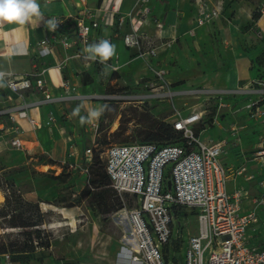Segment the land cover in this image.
I'll return each mask as SVG.
<instances>
[{"label": "built area", "instance_id": "built-area-1", "mask_svg": "<svg viewBox=\"0 0 264 264\" xmlns=\"http://www.w3.org/2000/svg\"><path fill=\"white\" fill-rule=\"evenodd\" d=\"M87 2L88 0H77L81 9L75 17L76 30L72 34L63 28L64 17L51 15L46 18H55L59 25L56 31H51L48 37L38 42L40 56L53 51L50 46L53 41H58L64 48L73 45H82L85 48L90 43L93 30L95 31L102 22L113 24L116 13L121 12L122 0H103L99 6L92 9ZM224 2L225 0L216 1L210 9L202 0H196L195 3L199 6L197 26L207 25L215 19H223L232 24V17L225 13ZM149 3L150 0H135L132 10L122 12L118 20L120 24L129 22L131 29L124 34L123 40L127 47L136 50L137 57L157 53L158 46L152 45L153 42L141 31L151 11ZM255 11L259 12L260 18L264 16V0L256 5ZM259 19L253 18L250 27L255 29L257 36L263 37L258 25ZM100 39L110 40V37H96L97 41ZM145 43L150 47L143 49ZM75 56L84 57L83 50ZM63 64L64 61L58 66ZM107 64L119 69L118 54L114 56L113 62ZM46 70L41 68L20 78L10 71L7 72L10 74L6 78L8 88L13 96L10 95L11 103L0 99V141H5L13 148L28 150L21 136L23 128L19 119H28L34 126L35 118L30 114L33 108L82 96L80 93L67 92L54 96L47 92L44 76ZM110 70L113 71L111 68ZM107 74L102 71L103 76ZM256 83L260 84L258 89L196 88L187 90L188 93L180 90L174 93L178 96H200L205 91H213L210 94L222 97L236 92L256 94L258 97L246 103V107L252 119L264 123V80L257 79ZM34 87L41 91L43 96L29 99L26 92L34 90ZM154 88L162 90L150 92ZM151 90L132 96L144 101L152 95H161L163 98L173 94L171 89L166 90L164 86H153ZM119 95H123L119 98L129 97L125 94ZM95 96L99 94H86L89 98ZM205 112L206 109L175 107L174 112L169 115L170 120L165 121L182 132L183 141L180 143H112L100 152L113 187L122 196L130 195L134 201V205L124 204L115 211L116 217L120 221L126 220L128 225L123 229L120 238L116 253L117 264H264V214L261 213L264 212V192L258 197H253L245 187L229 189L228 184L236 182L237 177L246 170V166H227L223 160L227 152L226 141L205 140L202 138V132L206 128L196 133V128L204 121ZM213 118L215 119L216 115ZM50 120H55L53 113ZM232 130V135L238 138V128L232 127ZM93 155L91 147L84 152L85 164L81 165V168L87 177L93 163ZM252 157L264 159V140ZM181 209L188 211L182 215L187 218L188 228L189 222L195 218L197 229L189 231L187 239L177 250L175 241L178 240L184 225L177 213V210ZM255 235L261 236L259 242L254 241ZM3 255L5 264H15L10 253Z\"/></svg>", "mask_w": 264, "mask_h": 264}, {"label": "rangeland", "instance_id": "rangeland-1", "mask_svg": "<svg viewBox=\"0 0 264 264\" xmlns=\"http://www.w3.org/2000/svg\"><path fill=\"white\" fill-rule=\"evenodd\" d=\"M216 1L219 0H214L215 3ZM245 1L253 11L254 17L256 5L261 0ZM202 2L212 8L211 0ZM228 2L229 0H225L224 5L226 6ZM260 26L263 29V37L257 36L253 31L250 33L247 26L244 28L249 34L242 37L244 41L247 40L245 49L259 50V53L250 57L251 76L235 87L221 86L219 83H213V77L204 76L197 70L194 72L190 67L196 66L197 60L186 58L184 53L179 55L183 49L181 43L166 46L167 50L163 53L159 51L155 55H139L133 62L125 64L124 69L119 67L118 71H112L110 75L109 72L106 76L100 75L97 82L105 86L104 92L97 93L99 96L94 98L86 97V94L90 93H80L82 96L69 100L78 103L93 99L99 101V104H107L110 109L93 124L81 126L78 120L75 124L77 128L73 125V129L79 131L81 135L78 141L76 138L73 139L74 145L81 146L82 149L77 160L72 158L67 163L64 161L65 158V160L70 158L67 152L69 147L66 151L64 149L65 154L62 151L44 153L37 151L36 148L31 151L13 148L5 141H0V192L4 196L1 189L5 187L6 182L13 183L14 188L22 192L25 198L47 203L40 204L43 211L49 212L43 228L51 234V244L49 247H38L26 264H117L116 253L120 246V238L123 229L128 225L126 220L120 221L116 217L114 209L117 207L118 199L122 205L127 206L134 205V201L130 195H116V189L110 181L104 186L91 184L90 193L82 192L91 176L89 173L87 177L81 168V165L85 164L84 152L88 147L92 148L93 154H97L112 143L143 142L146 137L143 130L147 129L153 120H170L169 115L174 112L176 106L183 109H206L201 126L213 129L220 127L218 137L232 135L234 133L232 127H237L238 138L242 141L231 140V146L235 148L242 150V147L259 146L261 138L258 136L261 135L262 139L264 137V123L257 124L258 122L250 117L246 107V103L258 97L256 94L236 92L222 97L210 94L213 91H205L200 96H191L194 94L178 96L174 92L180 90L188 93L186 91L190 89L208 87H212L213 90L258 89L260 84L256 83V80H264V16ZM214 35V39L221 43L222 38L217 33ZM149 47L147 43L143 44V49ZM180 64L189 66L185 67L188 76L175 75V67ZM193 72L194 75L190 76ZM153 86H164L166 90L171 89L173 94L163 98L161 95H152L144 101L132 96L138 95L137 93L141 91L149 92ZM101 94H125L129 97H101ZM80 115H87V112L83 110ZM215 115L214 119L212 116ZM65 120L62 118V121ZM213 129L207 130L204 134L216 137L217 131ZM235 159H239L237 164L244 162L241 155L235 156L233 152L226 157L229 163ZM249 164L248 173L252 177L248 180L240 178L239 182L249 190L251 196L258 197L264 190V165L253 161H249ZM59 166L61 168H58ZM37 195L43 198L36 199ZM4 199L5 197L0 201V207ZM187 213L188 211L184 209L180 214L184 222L178 237L180 245L187 239L189 231L197 229L195 218L189 222L188 228L187 218L182 216ZM20 231L21 228L0 227V234L11 232L12 235H17Z\"/></svg>", "mask_w": 264, "mask_h": 264}, {"label": "crops", "instance_id": "crops-1", "mask_svg": "<svg viewBox=\"0 0 264 264\" xmlns=\"http://www.w3.org/2000/svg\"><path fill=\"white\" fill-rule=\"evenodd\" d=\"M102 1L88 0L87 4L92 9L99 6ZM245 2L247 1L229 0L228 4H226L224 10L228 16L232 17V24L227 23L223 19H215L207 25L197 26L196 19L199 15V6L194 0H150L151 11L141 31L147 36L146 38L158 46L157 52L163 53L167 50L166 46L181 43L183 49L179 55L184 53L186 58L197 60V65L190 67L194 72L197 70L204 76L213 77V80L211 79L213 83H219L221 86L235 87L251 76L249 70L250 57L259 53V50L247 51L245 49L247 40L244 41L242 39L244 35H249L247 30L244 31L245 26L248 27L250 33L251 31L255 32V29L250 27L253 22V11L250 10ZM39 3L43 12L41 21L22 26L14 24L0 25V70L10 71L13 75L20 78L32 73V71L46 68L44 75L46 89L47 92L54 96L62 95L66 92L69 94L104 92L105 86L97 81L102 75L105 66H102L99 62L87 61L83 57L75 56L76 53L82 52L84 46L73 45L72 47L64 48L58 41H53L50 42L53 50L51 53L44 56L38 54V42L51 34V31L48 30L47 25L44 23L47 17L51 15L64 17L63 28L70 34L75 32V17L78 16L81 9L77 4V0H51L50 3L46 2V0H39ZM134 3L135 0H122L121 12L116 13L114 23L108 25L102 22L95 31L93 30L89 43L98 42L96 40L97 36L101 38L102 36H109L111 43L116 45V54L119 56L120 67L122 68L125 64L133 62L137 56L136 50L127 47L123 40L124 34L131 29L130 24L128 21L120 24L118 18H120L122 12L126 13L132 10ZM211 3L213 5L215 3L214 0H211ZM261 20L262 17L258 20V25L263 30L260 26ZM215 33L222 38L221 43L214 39ZM179 55L178 58L181 59ZM113 59L114 57L107 62H113ZM62 61H64V64L59 67L58 64ZM180 65L175 67V75L188 76L189 74L185 73V67L188 68L189 66ZM108 72L110 75V68L107 69ZM194 72L190 76H193ZM84 77L90 82L84 83ZM10 95L13 96V93L8 87L0 89V99L5 100L6 103L12 102ZM26 95L29 99H37L43 96L42 92L36 87H34V90H27ZM98 102L93 99L78 103L70 102L69 100L63 102L55 101L33 108L30 114L35 118L34 126L28 119H19L23 128L21 136L28 147V151L36 148L39 152L60 153L62 151L65 154L66 148L69 147L67 152L70 158L67 160L65 158L64 161L67 163L72 158L77 160L78 153L82 149L81 146L74 145L73 139L76 138L75 140L78 141L81 135L79 131L73 129V125L74 128H77L75 124H77L79 116H70V114L77 106H80L81 112L83 110L87 112L89 107L103 105ZM51 113H53L55 120H50ZM62 118L66 120L62 121ZM257 124L261 125L259 122ZM209 129L213 128H206L202 132V138L205 140L226 141L228 153L226 152L223 156L226 165L230 167L246 166V170L237 177L236 182L228 184L229 189L244 187L240 184L239 179L248 180L252 177L248 173L249 161L264 165V159H254L252 157L259 146L257 148L242 147V150H240L231 146V140L239 142L242 139L228 134L225 137H218L219 131H221L220 127H214L213 129L217 131L216 137L207 133L204 134ZM258 137L261 138V143L264 137L263 139L261 135ZM231 152L238 157L241 155L245 163L237 164L236 162L240 158L235 159L231 163L227 162L226 157ZM58 168L61 167L59 166ZM39 197L43 198L37 195L36 199H39ZM261 213L264 214L263 211ZM260 240L261 236H254L255 242ZM0 258L1 263L5 264L4 255L0 254Z\"/></svg>", "mask_w": 264, "mask_h": 264}, {"label": "trees", "instance_id": "trees-1", "mask_svg": "<svg viewBox=\"0 0 264 264\" xmlns=\"http://www.w3.org/2000/svg\"><path fill=\"white\" fill-rule=\"evenodd\" d=\"M253 18L259 19V12H256ZM83 82L88 83L90 81L84 77ZM210 126H212V121ZM205 128L207 127L200 124L196 128V133L198 134L200 130ZM143 132L146 134L145 141L143 142L164 144L169 142L180 143L183 141L182 132L174 129L172 124L165 120H153L150 126L143 130ZM89 173L91 176L93 174V176L89 177V183L82 190L85 194L90 193L91 184L104 186L107 182H111V178L105 169L99 152L93 155V163L90 165ZM1 190L4 193L5 199L0 207V227L21 228L22 231L17 235H12L11 232L0 234V254L10 253L15 264L16 262L26 264L31 259L30 255L38 247H49L51 244V234L47 233L45 228H43L46 222V215L49 212L42 210L40 200L32 201L25 198L22 192L14 188L13 183L6 182L5 187ZM116 193V195H120L117 190ZM116 203L117 207L114 211L123 206L119 199ZM182 210L184 209L177 210V213L180 215ZM179 243V240L175 241L177 250L180 247Z\"/></svg>", "mask_w": 264, "mask_h": 264}, {"label": "clouds", "instance_id": "clouds-1", "mask_svg": "<svg viewBox=\"0 0 264 264\" xmlns=\"http://www.w3.org/2000/svg\"><path fill=\"white\" fill-rule=\"evenodd\" d=\"M51 2V0H46ZM43 18L41 5L39 0H0V24H14L26 25L29 23H36ZM49 31H56L59 22L55 19H47L44 21ZM84 59L87 61H98L105 66L103 71L107 74V69L111 68L113 71H118L107 64V61L116 55V45L110 40L100 39L98 42L88 44L84 49ZM10 74L5 71H0V89L8 87V80L6 79ZM110 110L107 104L89 107L87 115H80L81 108L77 106L73 109L70 116H79V123L81 126L85 124H93L98 121L106 111Z\"/></svg>", "mask_w": 264, "mask_h": 264}, {"label": "bare ground", "instance_id": "bare-ground-1", "mask_svg": "<svg viewBox=\"0 0 264 264\" xmlns=\"http://www.w3.org/2000/svg\"><path fill=\"white\" fill-rule=\"evenodd\" d=\"M159 90H162V88H154L152 89L150 92H157ZM171 92V91H170ZM101 97H107V96H112V97H122L123 95H115V94H111V95H106V94H101ZM115 125V124H114ZM117 125V124H116ZM4 198L3 194L0 192V201H2Z\"/></svg>", "mask_w": 264, "mask_h": 264}]
</instances>
